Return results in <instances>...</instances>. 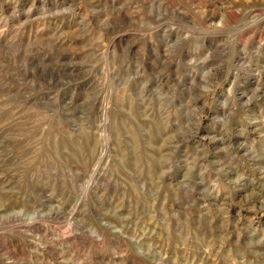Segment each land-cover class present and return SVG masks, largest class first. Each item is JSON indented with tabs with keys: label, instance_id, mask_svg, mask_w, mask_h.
<instances>
[{
	"label": "rangeland",
	"instance_id": "obj_1",
	"mask_svg": "<svg viewBox=\"0 0 264 264\" xmlns=\"http://www.w3.org/2000/svg\"><path fill=\"white\" fill-rule=\"evenodd\" d=\"M0 264H264V0H0Z\"/></svg>",
	"mask_w": 264,
	"mask_h": 264
}]
</instances>
